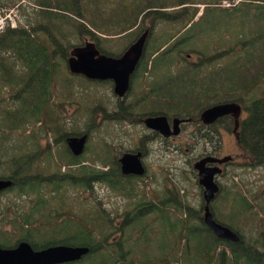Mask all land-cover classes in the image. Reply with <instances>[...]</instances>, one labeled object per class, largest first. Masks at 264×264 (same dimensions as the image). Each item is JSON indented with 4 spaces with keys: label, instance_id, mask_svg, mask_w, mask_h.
<instances>
[{
    "label": "trees",
    "instance_id": "1",
    "mask_svg": "<svg viewBox=\"0 0 264 264\" xmlns=\"http://www.w3.org/2000/svg\"><path fill=\"white\" fill-rule=\"evenodd\" d=\"M18 1L12 0L9 3L16 4ZM34 1L32 3L34 8L40 11V15L46 16V21H43L40 26L45 29V33L49 32L52 35L54 42L62 41L54 37L57 30L62 31L64 39L74 43V46L84 43L83 40L89 35H97L93 28H99L100 24L92 20L89 22L90 27L86 26L83 17L84 10L87 9L82 8L79 0H63L64 6L60 7L61 11L56 9V2L59 0ZM213 1L215 0L211 2ZM236 2L231 7L211 4L207 7L209 11L203 10L199 15L205 14L210 20L214 19L209 25L212 30L217 27L216 23L222 22L223 24L216 30L227 25H237L239 32L233 44L227 47L217 48V46L216 51L208 55L206 59L200 53L201 56L191 61L195 67H204L206 62L212 61L205 66L206 70L203 72L205 80L201 81L197 77H191L190 69L186 68L180 77L175 76V79L167 77L166 79L171 81L166 82L165 86H162L160 79L155 82V86L162 98L175 101L172 107L175 110L174 113H184L187 109V116H192L194 119L198 118L201 109L205 106L221 101L240 102L245 112L239 123L238 144L246 155L245 157L249 159L247 161L251 166H264V0H238ZM156 3L147 7L151 8ZM130 7L133 5H128L123 1L117 19H123L126 15L124 10ZM191 8L195 7L187 6V23L195 14ZM239 9L246 10L239 11ZM67 10L76 12L81 19L72 21L73 16L69 13L65 14ZM132 12L137 17L138 10L134 9ZM254 17H257L258 24L252 29L249 22ZM66 23L72 25L73 30L65 31ZM188 27L187 36L180 37L174 42L177 44L176 47L183 41L182 46H184L186 43L184 39L187 38L188 43L192 38L188 33ZM161 42L162 40H159V43ZM200 51L204 53L203 49ZM60 52L63 57L69 54L65 47H62ZM167 52L169 49L166 52H160L159 61L163 60L161 57ZM7 53H11L18 70L26 72L24 78H17L11 74V71H8L12 67L8 65ZM53 54L52 43L46 41L45 36H41L35 29H29L24 24L17 27L7 26L0 30V77L7 83L18 87L14 98L16 103L10 107L7 106L8 119L13 125H17L18 122L23 123L22 135L34 138L30 141L32 145L30 148H21V141L12 147L13 150L16 149L14 150L17 152L15 157H18L20 162L24 156L23 151L26 150V166L19 167L17 174L14 175L18 181L17 191L20 194H16L15 202L13 201V213L8 221L13 230L9 233L3 231L4 236L9 234L11 239H17L18 231L20 235H23L22 238H26L36 248L59 243L90 247V251L81 259L62 264H264V197L258 198L249 194L247 188L240 190L236 187L233 197L230 193L225 197L224 193L223 199L228 200L227 208L231 209V212L227 213L230 215L234 217L247 215L257 219L254 225L255 232L259 233L257 238L246 240L242 228L229 222L230 215L217 216L215 202L210 204L213 216L236 230L239 233V240H226L217 237L211 229L206 231L209 228L205 227L206 224L202 218V201L199 210L187 207V218L185 219L179 211L176 213L174 220L176 225L178 224L177 228L173 225V218L170 214L164 216L165 229L159 234L156 258V254L148 253H144V257L139 258L140 255L135 251L138 249L137 245L140 240L151 245V249H156V244L150 242L155 238L146 232L150 224L142 222L144 214L139 212L141 208L135 211L130 210L124 222L120 223L121 219H115L119 215H113L114 211L110 213L102 202H100L101 206L98 211L88 213L89 217H87L82 215L83 208L87 204L86 199L77 197V202L73 203L65 196L57 197L56 195L55 197L53 192L60 191L61 187L67 186L68 181L72 180L67 173L58 170L44 177L46 175L44 171L52 165L49 163L48 166H44L42 157L48 159L52 156L53 145L49 141L45 145L37 138L44 134L48 136L50 132L55 137L61 126V122L56 120L58 110L55 101H51L52 94L49 91V87L53 84ZM185 66H187V61H185ZM158 72L168 76L172 71L159 70ZM197 73L198 71L195 72ZM187 96L191 99L187 100ZM6 99L7 97L2 98L3 101ZM221 121L223 126L227 128L231 126L232 122L228 115L224 116ZM40 122L45 125V128L32 127ZM86 127L92 129L96 125L89 124ZM40 148H45L46 153L38 158ZM82 167L85 168V173L93 172L94 179L106 180L113 184L118 175L122 173L118 161L112 163L110 170L109 168L97 169L95 166V169L92 168L90 171L86 166ZM24 175L26 177H23ZM261 190L264 193V184ZM24 193H26V199L22 196ZM133 195V190L125 193L127 197ZM98 196L96 195L97 198ZM20 199L21 201L18 202ZM4 209L7 210L6 207ZM55 209L58 210L57 213ZM3 215L7 219L6 213ZM130 232H132V239L128 237ZM134 233L137 237H133ZM111 234L112 237H110ZM182 237L186 238V242H181ZM225 246H228L229 254L225 253ZM179 248H183L184 252L178 258L172 259V255H165L168 249L174 253V250Z\"/></svg>",
    "mask_w": 264,
    "mask_h": 264
},
{
    "label": "rangeland",
    "instance_id": "2",
    "mask_svg": "<svg viewBox=\"0 0 264 264\" xmlns=\"http://www.w3.org/2000/svg\"><path fill=\"white\" fill-rule=\"evenodd\" d=\"M10 1L12 0H0V12L5 8L13 7L12 5L14 4H10ZM62 1L56 2V9H59V11H61L60 7L64 6ZM123 1L128 5H133V7L124 10L126 15L123 19H117ZM226 1L232 2L234 0ZM33 2L35 1L19 0L13 8H10L15 12L14 17L18 23V25L12 26L17 27L20 24H24L29 29H35L41 36H45L46 41H50L54 47L52 57L54 68L52 76L53 84L49 87V91L52 94L51 101H55L58 110L56 120L61 122L63 130L72 129L81 131L89 124L96 125L95 128L88 130V146L90 151L87 153L86 158L89 161H97L106 157L114 158L121 151L130 150L134 145L141 146L147 143L151 150L149 156H146L144 160L145 174L136 177L132 175L130 178H135L131 180L130 178H123L121 181L115 179V181H119L118 183L121 182L122 191L109 192L107 185L100 182H94L93 188H85L87 196L82 198L87 200V204L83 208L84 213L82 215L89 217L88 210L93 211V209L99 208L101 206L100 202H102V205L110 213L114 211L113 215H119L115 219H121L120 223H123L128 209L135 211L141 208L142 210L139 212L144 214L142 222L150 224L146 232L155 238L156 241L150 242L156 244V249H151V245L140 240L137 245L138 249L135 251L140 255L139 258L144 257V253L156 254V258L159 247V234L160 231L165 229L164 216L170 214L173 218V225L176 227L178 224L176 225L174 217L178 211L185 219L187 218V207H191L192 210L200 209L203 201V187L197 180V168L194 164L199 158L204 156V154L201 156V150L207 143L200 142L199 144L195 143L194 147L190 146L191 143H194L191 131L194 126H191L190 131H188L186 122L183 124L182 132L175 134L172 139H169L170 145L166 149L165 143L157 139L161 136L159 134L156 135V133H147L138 116L150 108H155L156 111H175L172 108L175 101L169 98H162L158 88L155 86V82L160 79L162 86H165L166 82L170 83L171 81L167 80V77H170V79H175V76L180 77L186 71V68L190 69L189 75L191 77H197L201 81L205 80L203 74L206 70L205 66L212 61L206 62L204 67H195L191 61L196 60L201 54L206 59L208 55L216 51L217 46L219 48V46L227 47L233 44L236 34L239 33L238 26L227 25L220 30H216L223 24L219 22L216 23L217 27L212 30L209 25L214 19L210 20L205 14L199 16L198 19L192 20L188 27V33L192 38L188 43L187 38L184 39L186 41L184 46H182L183 41L178 47L169 50L166 55H163L161 59H165V56L168 57L166 65H163L159 63L161 62L159 61L161 56L159 48H166L168 42L173 44L177 38L187 36V2L193 3L192 5L195 8L191 9L195 13L197 10L202 11V9L209 11L207 7L210 6L207 5L203 8L208 0H79L82 8L87 9L84 10L85 15L83 17V22L86 26L90 27L89 22L92 20L100 24L99 28H93V30L96 34H102L100 37L94 35L92 40L103 51L113 54L121 53L146 26H151V35L144 54V60L134 73L132 89L124 99H119L116 93H114L113 83L109 79L97 80L87 78L83 74L74 73L68 69V55L63 57L60 50L62 47H65L70 52L74 43L65 40L63 32L59 30L55 32L54 37L62 41L54 42L52 35L49 32L45 33V29L40 26L43 21H46V16L40 15V11L38 12L34 8ZM155 2L157 3L153 7H147L148 5H153ZM218 2H220L219 7H231L230 5L222 4L225 3L223 0H218ZM200 3H204L202 8L201 6H195ZM134 9L138 10L137 17L132 12ZM244 10L246 9H239V11ZM68 13L74 16L72 21H78L81 18L76 12L71 10H67L65 14ZM98 14L100 16H96ZM27 17H29L28 20ZM256 19L257 17H254L249 22V26L252 29L256 28L258 24ZM59 27L61 28V26ZM65 28V31L73 30V26L68 23H66ZM201 28L202 31H200ZM105 33L106 35L104 36L103 34ZM171 36L172 38H169ZM159 40H162V42L159 43ZM83 41L85 42L86 40ZM201 49L204 50V53L200 51ZM156 52L157 54L154 56ZM188 52L192 54L189 58H187ZM8 54L10 55L11 53H7L6 55L8 65L12 67L8 71H11V74L17 78H24L26 72H20L18 67L15 66L13 58ZM185 61H187V66H185ZM151 63H157L158 65L150 66ZM147 65H149V68ZM166 67H171L170 71H172L168 76H164L158 72L159 70L166 71ZM181 69L182 72H180ZM191 69H194V71H191ZM196 71H198L197 74H195ZM17 89V86L7 83L0 77V175L7 174L12 170L10 167L11 161L17 153L14 151L16 149L13 150L12 147L18 145L22 140L21 148H24L23 141L26 137V148H30L32 146L30 141L34 140L32 136L22 135L24 131L23 123L18 122L17 125H13L8 119L7 106L10 107L16 103L14 98ZM3 97H7V99L3 101ZM157 98L159 100H156ZM189 99L191 97L187 96V100ZM121 100L126 102L125 106L135 105L130 111H125L121 108L114 111ZM95 105L97 109L94 108ZM86 110H91V113L86 115ZM183 114H187V109ZM109 116L111 117L108 118ZM127 119L133 120V123L126 124ZM32 127L43 129L45 125L40 122L32 125ZM37 138L43 143L49 141L53 145L52 156L48 159L42 157L44 166H48L49 163L52 165L44 173H54L56 170L66 173L64 161L60 159L62 150L56 142L58 140L56 136L54 137L50 132L48 136L44 134ZM221 138L222 144L219 155L232 153L235 155V158L231 159V162L226 165L225 169H221L215 176L220 188L211 202H215V214L217 216H222L223 214L230 215L227 213L231 212V209L227 208L228 200L226 198L223 199V195L225 193L226 197L230 193L233 197L236 187L240 190L247 188L249 194L255 195L258 198L264 197V193L261 190V186L264 184V166H251L247 161L249 159L245 157L241 147L227 133L224 132ZM92 144L95 146L94 150L92 149ZM23 152L25 153V150ZM207 162H205L206 165ZM81 164L79 160L75 165H68L67 167L78 166L81 169ZM18 166L21 167L22 163L18 162ZM85 183L87 182H83L82 184L84 185ZM166 184H173V202L157 196L158 192ZM80 186L82 185L65 187L61 191L53 192V195L55 197L56 195L57 197L65 196L71 202L76 203L77 191ZM130 189L133 190L134 195L125 196V193ZM14 194L16 197V194H20V192L14 190L12 196L11 194L2 196L0 198V206L5 207L4 203L10 196L11 199L7 202V206L13 209ZM96 195H99L98 198ZM22 196L26 199V193ZM99 197L102 201L99 200ZM18 201H21V199ZM55 212L57 213L58 210L55 209ZM256 220L255 217H248L247 215L238 217L230 215L229 218L230 223L242 228L246 240L258 237L259 233L255 232L256 228L254 227ZM131 234L132 232L128 234V237L132 239ZM177 235L180 238L178 233ZM110 237H112V234ZM133 237H137V235L134 233ZM170 237H172V233H170ZM13 239L14 241L16 240L15 238ZM181 242H186V238L182 237ZM227 247L225 246L224 250L226 254H229L230 251ZM183 252V248L174 250V253H171V250L168 249L165 255H172L173 259L181 256Z\"/></svg>",
    "mask_w": 264,
    "mask_h": 264
},
{
    "label": "water",
    "instance_id": "3",
    "mask_svg": "<svg viewBox=\"0 0 264 264\" xmlns=\"http://www.w3.org/2000/svg\"><path fill=\"white\" fill-rule=\"evenodd\" d=\"M149 29H146L119 55L102 52L94 40L87 39L85 44L74 46L68 56V66L72 72L82 73L90 78L112 79L114 91L123 96L131 85V74L136 69L145 50ZM241 112L239 102L221 101L202 109L200 117L204 122H210L217 117L230 114L234 117V129L238 125V117ZM147 124L157 128L166 135L179 133V121L174 119V128L171 129L168 117L158 114L146 119ZM87 135L71 136L69 144L78 152L84 148ZM231 158L230 154L223 156L205 155L195 162V167L199 169L198 180L204 186V215L203 220L213 231L222 238L238 240L237 231L227 224L215 220L209 208V202L218 191L219 185L214 180V174L221 169L216 166L205 165L206 161H224ZM121 168L124 172L143 173L144 164L139 154L126 152L121 158ZM12 179L0 178V188L9 186ZM90 250L88 245H73L67 243L52 244L45 247L36 248L28 240H22L13 248L0 251V254H7L11 259L0 258V264H58L81 259ZM0 255V256H1Z\"/></svg>",
    "mask_w": 264,
    "mask_h": 264
},
{
    "label": "flooded vegetation",
    "instance_id": "4",
    "mask_svg": "<svg viewBox=\"0 0 264 264\" xmlns=\"http://www.w3.org/2000/svg\"><path fill=\"white\" fill-rule=\"evenodd\" d=\"M216 5H219V4H216ZM146 29H149V35H148V38H147V41H146L145 50H144V53H143L138 65H137L136 69L131 74V85H130V88L128 89V91L123 96L118 95L114 91V93H116V95H117V97L119 99H124L125 96L132 89L133 82H134V78H133L134 73L136 72V70L141 65L142 61L144 60V54H145V51H146L147 44L149 43L148 40H149L150 35H151V26L150 25L146 26L144 28V30L137 36V37H139ZM123 34H126V33H123ZM171 38H172V36H171ZM173 44H170V42H168L166 44L167 45L166 48H162V49L159 48V50L161 52L162 51L166 52L168 49L171 50L172 48L177 46V44H174V45ZM128 46L129 45H127L124 48V50ZM124 50L121 53H123ZM101 51H102V49H101ZM102 52H104V51H102ZM156 54H157V52L154 54V56ZM164 55H166V53ZM167 58L168 57L165 56V59H163L160 64L166 65L165 63L168 61ZM155 61H157V59H155ZM157 65H158L157 63H151L150 64V66H157ZM147 66L149 68V65H147ZM166 68H167V71H170L171 67H166ZM97 80H100V79H97ZM110 81L113 83V89H114V82L112 80H110ZM153 99H155V98L153 97ZM156 100H159V98H157ZM125 103L126 102L124 100H121V102L118 104V107H116L114 109V111H117L119 108H121V109H123L125 111H130L132 109V107L135 105L134 104L133 106H125ZM95 107H96V105L94 106V108ZM90 113H91V110H86V112H85L86 115H89ZM158 114L166 115L168 117L171 129L174 128V119H177L179 121V123H178L179 125L178 126L180 128L178 134H180L182 132L183 127H184L183 124H185L186 122H187L188 131H190V127L191 126H194L191 129V131L193 133L192 139L194 140V143H191L190 146L194 147L195 143L199 144L200 142L201 143L202 142L207 143V144L204 145L205 147L201 150V152H202L201 156L203 154L204 155L205 154H210V155H213V156H220L219 152H221L220 151V147H221V144H222L221 135L224 132L227 133L230 136V138L232 140H234L238 144V139H239L238 129H239V126H240L239 123H240V121H241V119L243 117V111L240 113V118H239L237 129H234V123H235L234 117L229 115V114H227V115L230 117L232 123H231V126H229V128H227V127L223 126L222 121H221V119L224 116H227V115L219 116L215 120L210 121V122H204L200 118V116H198V118L194 119L192 116H187V114L174 113L173 111L172 112H169V111L168 112L156 111L155 108H150V109L144 111L143 113H141L138 116V119L140 120V122H142V125L144 126L146 132L147 133H156V135L159 134L161 137L157 138V139L162 141V142H164L166 149H168V146L170 145L169 139L170 138L172 139L174 137L175 133H172L170 135H166L162 131H160L159 129L149 126L147 124V121H146L147 118L152 117L154 115H158ZM110 117L111 116H109L108 118H110ZM125 123L126 124H132L133 120L127 119ZM88 130H90V129H87V127H85V129L81 130V131L80 130H72V129L65 131V130H63L62 126H60L58 134L56 136V138L58 139L56 142L58 143V146L62 150V154L60 155V159L64 161V166L65 167H67L68 165H75L80 160L81 163H82L81 165L82 166H86L90 171H91L92 168L95 169L96 165H101V164L105 165L104 169L109 168V170H110V168L112 166V163L114 161L120 162V165H121L120 158L126 152L133 153V154H139V157L141 158V160H142V162L144 164V167H145V163H144L145 161L144 160H145L146 156H149V152L151 151L149 149L147 143H146V145H141V146L134 145V146L131 147L130 150H127V151H124V152L121 151L120 154L115 155L114 158H107L106 157L104 159H99L97 161H89V160H87V158H86L87 157V153L90 151V148L88 146V137L86 138V143H85L84 148H83V150L81 152L76 151L69 144V138L71 136L88 135ZM144 141H146V139H144ZM44 144L46 145V142ZM238 145L240 146V144H238ZM24 149H26V144L24 145ZM92 149L93 150L95 149L94 144H92ZM45 153H46V149L45 148H40L38 150L37 157L41 158ZM230 154H232V153H230ZM18 162H20L18 157H14L12 159V161H11V165L12 166H10L12 168V170L10 172H8L7 174H4L2 176L0 175V178H4V179L10 178V179H12V183H11L10 186H5L3 188H0V198L2 196H4V195H8V194H11V196H12V193L14 192V190H17L19 188L18 181H17V179L14 176L15 174H17V169L20 167V166H18ZM21 162H22V166L23 165L26 166V150H25V153H24V156H23V159H22ZM229 162H231V160H227V161L220 162V163L219 162H207V164H218L219 166L221 165L220 167H222V169L224 170L226 165ZM15 165H16V167H15ZM82 166H81L80 172L74 174L72 176V181H68L67 186H65V187H72V186H76V185H80L81 184L82 186H80L78 188V191H77V197H86L87 194H86L85 188L86 189L93 188L94 182H95V179H94L95 174L93 172L85 173V171H84L85 168H83ZM121 172H122L121 175H118V177H117V180H120V181L123 178L124 179L130 178L132 175H135V177H136L138 175L145 174V170H144L143 173H134V172H130L129 173V172H124L122 170V168H121ZM46 176H47V174L44 177H46ZM23 177H26V176L24 175ZM135 177H133V178H135ZM133 178H130V180L133 179ZM67 179H69V178H67ZM83 182H87V183H85L83 185L82 184ZM118 182L119 181H115V184H113L111 182H107L106 185H107L108 191L112 192L113 189H120L122 191V184H121V182L120 183H118ZM65 187H61L60 191L63 190ZM130 190H132V189H130ZM173 190H174L173 184H168V185L166 184V185H164L161 188V190L158 192L157 196H159L162 199H167L168 201L173 202V199H172ZM164 194H166V196ZM13 197H15V194H14ZM10 199H11V197L9 196V198L4 203V205H5L7 210L4 209V206H0V251L4 250V249H8V248H13L15 245H17L19 242L22 241L21 238L23 237V235H20V233L18 231H17V235L19 237L15 241H14L13 238L12 239L10 238L9 234H7L5 236L3 235V231H6V232L9 233L10 230L11 231L13 230L12 225L10 223H8L9 217L13 213L12 208H9L7 206V202H9ZM3 213H6L7 219L3 215ZM128 213H129V211H128ZM205 227L209 228V229H206V231L211 229V227L208 226L207 224L205 225ZM22 239L26 240V238H22Z\"/></svg>",
    "mask_w": 264,
    "mask_h": 264
},
{
    "label": "built area",
    "instance_id": "5",
    "mask_svg": "<svg viewBox=\"0 0 264 264\" xmlns=\"http://www.w3.org/2000/svg\"><path fill=\"white\" fill-rule=\"evenodd\" d=\"M8 17L11 18V21L13 23L14 22V19H13V16H12V12L11 11L6 12L4 15H2L0 13V23L3 21V19L8 18ZM1 26H2V23H1Z\"/></svg>",
    "mask_w": 264,
    "mask_h": 264
},
{
    "label": "bare ground",
    "instance_id": "6",
    "mask_svg": "<svg viewBox=\"0 0 264 264\" xmlns=\"http://www.w3.org/2000/svg\"><path fill=\"white\" fill-rule=\"evenodd\" d=\"M0 255H1V254H0ZM0 258L11 259V258H9V257L7 256V254H2V255L0 256Z\"/></svg>",
    "mask_w": 264,
    "mask_h": 264
}]
</instances>
